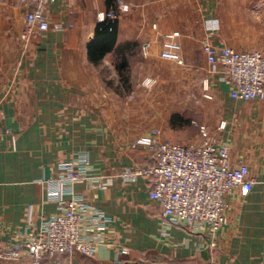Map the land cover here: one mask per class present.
I'll list each match as a JSON object with an SVG mask.
<instances>
[{
	"label": "crops",
	"instance_id": "crops-1",
	"mask_svg": "<svg viewBox=\"0 0 264 264\" xmlns=\"http://www.w3.org/2000/svg\"><path fill=\"white\" fill-rule=\"evenodd\" d=\"M121 1L128 10L115 24L113 46L95 60L89 46L107 0H55L48 31L32 29L25 40L23 6L0 0V241L20 242L51 217L57 205L47 182L56 165L86 155L89 174L106 188L77 183L73 192L111 221L94 257L76 253L66 264H264V103L233 100L214 79L211 100L201 90L211 75L204 41L264 50V0ZM174 33L181 65L161 58ZM175 114L197 134L193 119L208 127L229 146L232 164L245 163L255 180L247 197L225 198L229 222L215 234L164 225L149 179L121 176L150 163L137 140L156 130L171 141V131L187 127L171 126Z\"/></svg>",
	"mask_w": 264,
	"mask_h": 264
},
{
	"label": "built area",
	"instance_id": "built-area-1",
	"mask_svg": "<svg viewBox=\"0 0 264 264\" xmlns=\"http://www.w3.org/2000/svg\"><path fill=\"white\" fill-rule=\"evenodd\" d=\"M55 0H16L25 10V40L32 29L48 31L47 6ZM128 7L116 0L114 6L98 14V22L116 21ZM211 22L209 29L216 28ZM60 30V25H55ZM174 33L166 37L161 58L182 64L178 37ZM202 53L210 67V77L201 81L202 97L211 100V79L229 86L228 96L236 101L264 103V50L237 51L226 45H214L204 41ZM198 126V138L175 144L158 139V131L136 144L149 153L150 163L125 169L121 176L132 182L137 177L149 179L148 196L158 203L164 225L191 231H208L215 234L228 224L225 198L232 193L247 197L255 180L245 163L234 166L230 148L223 144L208 127ZM221 122L217 127L222 132ZM55 178L47 182L49 199L57 205L56 212L43 218L32 235L20 242L0 241V262H25V264H66L62 259L79 254L92 258L99 245L98 235L103 233L110 218L90 206L81 195L73 192L77 183L91 187L106 186L89 174L88 157L82 155L55 167ZM126 249L120 255H127Z\"/></svg>",
	"mask_w": 264,
	"mask_h": 264
},
{
	"label": "trees",
	"instance_id": "trees-1",
	"mask_svg": "<svg viewBox=\"0 0 264 264\" xmlns=\"http://www.w3.org/2000/svg\"><path fill=\"white\" fill-rule=\"evenodd\" d=\"M108 5L110 8L111 6H114L116 3V0H107ZM116 21H104L99 22L96 28L95 37L91 45L89 46V53L91 59H98L101 58L104 54L109 52L112 48V43L116 38L115 35V24ZM170 123L172 127H184L189 124V121L183 118L180 115H172L170 118ZM127 261L125 259H121V264H125ZM193 263V262H191ZM172 264H189L185 261L180 262H173Z\"/></svg>",
	"mask_w": 264,
	"mask_h": 264
},
{
	"label": "rangeland",
	"instance_id": "rangeland-1",
	"mask_svg": "<svg viewBox=\"0 0 264 264\" xmlns=\"http://www.w3.org/2000/svg\"><path fill=\"white\" fill-rule=\"evenodd\" d=\"M263 32H264V28H263ZM240 46L245 47V48H242L240 50H256V49H258L260 44L250 43V44H244V45H240ZM246 47H248V48H246ZM196 99H198V98H196ZM195 102L197 103V100ZM192 122H195L198 125L200 124L196 119H193ZM197 137H198L197 128L193 123H191L189 126L184 127L182 129H177L175 131H171V134L168 136V138L171 140L170 142L175 143V144H182V143L194 141L195 138H197Z\"/></svg>",
	"mask_w": 264,
	"mask_h": 264
}]
</instances>
